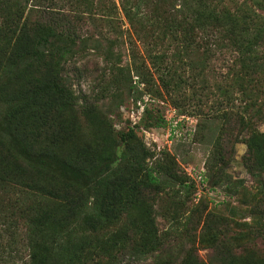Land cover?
<instances>
[{
	"label": "trees",
	"instance_id": "obj_1",
	"mask_svg": "<svg viewBox=\"0 0 264 264\" xmlns=\"http://www.w3.org/2000/svg\"><path fill=\"white\" fill-rule=\"evenodd\" d=\"M155 1L0 0V191L25 195L14 203L29 251L23 264H121L127 257L144 264H208L193 247L168 253L173 245L156 222L157 195L171 190L177 196L194 184L179 174L174 158L151 165L153 153L136 130L115 131L68 75L67 64L92 41L85 16L96 10L109 18L120 6L136 32L151 31L157 43L178 49H201L202 71L214 50L230 47L243 95L261 96L244 107L245 114L254 108L252 114L228 119L233 125L225 133L233 144L247 134L244 160L264 173V132L257 124L264 121V27L253 26L258 15L225 0ZM259 6L264 9V0ZM226 151L229 145L210 165L217 174L224 173L217 162L226 163ZM253 214L264 217V198ZM217 220L208 214L202 226V241L217 264H264V256L254 261L238 252L224 230L229 224L219 227ZM5 225L14 237L17 222Z\"/></svg>",
	"mask_w": 264,
	"mask_h": 264
},
{
	"label": "rangeland",
	"instance_id": "obj_2",
	"mask_svg": "<svg viewBox=\"0 0 264 264\" xmlns=\"http://www.w3.org/2000/svg\"><path fill=\"white\" fill-rule=\"evenodd\" d=\"M115 1L119 5V0ZM225 1L231 8L249 7L258 15L253 26L264 27V9L259 6L263 0ZM118 7L119 12L109 18L100 10L94 16H85L92 41L76 60L67 64L74 88L90 96L115 131L134 128L153 153L148 159L151 165L174 158L179 174L194 184L177 196L171 190L157 195V226L173 245L168 247V253L193 247L201 260L217 264L213 249L202 241L205 238L202 226L210 214L216 216L219 227L229 224L224 230L238 252L244 250L254 261L261 260L264 217L253 214V209L264 198L261 185L264 173L250 169L244 160L248 146L243 140L247 134L233 144L225 133L227 125H233L228 119L244 115V107L249 108L250 100L256 101L261 95L253 92L251 97L243 95L242 87L235 82L241 68L236 65L230 47L224 52L214 50L215 56L207 66L203 65L206 69L202 71L201 49L184 50L173 42L157 43L155 33L132 29ZM112 19L115 27L110 25ZM206 119L209 120L205 125ZM257 124L264 132V121ZM228 145L226 163L217 162L219 168L225 167L224 173L217 174L210 165ZM202 173L206 175L204 183ZM216 175L221 176L218 183ZM24 199L25 195L18 191H0V264H23L28 258L23 219L14 204ZM11 220L18 224L12 238L5 231V223ZM154 260L155 257H147L149 263ZM121 264H144V261L127 257Z\"/></svg>",
	"mask_w": 264,
	"mask_h": 264
},
{
	"label": "built area",
	"instance_id": "obj_3",
	"mask_svg": "<svg viewBox=\"0 0 264 264\" xmlns=\"http://www.w3.org/2000/svg\"><path fill=\"white\" fill-rule=\"evenodd\" d=\"M200 177H201V180H203V176H202V174H200Z\"/></svg>",
	"mask_w": 264,
	"mask_h": 264
}]
</instances>
